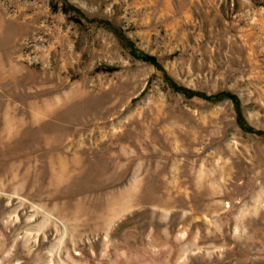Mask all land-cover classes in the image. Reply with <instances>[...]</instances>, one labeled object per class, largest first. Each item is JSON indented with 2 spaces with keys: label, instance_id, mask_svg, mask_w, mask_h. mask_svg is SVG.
Returning <instances> with one entry per match:
<instances>
[{
  "label": "rangeland",
  "instance_id": "374dc122",
  "mask_svg": "<svg viewBox=\"0 0 264 264\" xmlns=\"http://www.w3.org/2000/svg\"><path fill=\"white\" fill-rule=\"evenodd\" d=\"M0 264H264V0H0Z\"/></svg>",
  "mask_w": 264,
  "mask_h": 264
}]
</instances>
